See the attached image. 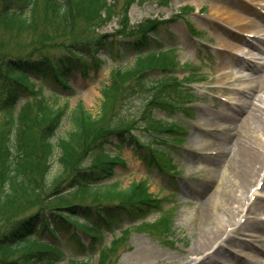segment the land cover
<instances>
[{
  "label": "trees",
  "instance_id": "16d2710c",
  "mask_svg": "<svg viewBox=\"0 0 264 264\" xmlns=\"http://www.w3.org/2000/svg\"><path fill=\"white\" fill-rule=\"evenodd\" d=\"M38 1L0 0V21L7 26L16 24L23 30H32ZM85 1L47 0L43 10L44 27L35 49L25 55L0 52V110L14 111L22 98L23 87L33 93L32 77L51 95V101L44 95L40 98L44 111L28 116V106L21 108L15 119L10 116L14 125L12 132L0 134V220L4 219L0 222V264H57L63 258V247L35 233L47 231L58 240L66 227L72 228L66 234L73 249L85 256L69 264H93L89 261L95 255L99 257L97 264H109L107 256L114 253L125 235L122 232L105 247L106 233H111L126 217L135 224L155 209L161 210L154 194L149 193L146 181H134L125 188L119 180H114L115 167L123 163L120 155L111 153L113 147L131 145L147 165L171 171V155L162 154L158 146L145 144L136 134L139 118L133 121L117 118L120 109L132 100H142L141 119L149 112L153 117L159 110L174 116L191 103V93L185 91L178 76L184 64L174 57L168 58L171 48H158L160 28L171 25L172 21L147 19L137 28L130 27L118 35L102 34L89 41L77 39L64 46L67 52L61 57H53L46 47L51 39L59 40L48 38L44 32L46 27L67 40L74 35L81 19L101 24L103 15L110 14L113 8L108 0H95L97 13L88 6L89 9L79 7L86 5ZM115 49L120 58L128 57L127 54L132 58L112 70L109 84L100 92L102 101L97 114H92L83 104L69 112L66 105H54L61 99L53 89L54 83L68 88L71 80L66 69L78 70L86 76L91 69L101 67L102 52L117 60ZM155 72L159 73L158 79H152ZM43 79L49 80L52 86L48 87ZM64 121L69 124V130L58 136ZM144 130L154 141L162 139L172 143L179 141L176 136L183 134L175 122L157 118H151ZM160 134H166V138ZM55 136L58 138L53 141ZM54 159L59 172L51 178ZM64 196L71 197L72 201L50 205V202L58 204L56 197L62 202ZM20 206H23L20 215L8 216L10 210ZM158 226L136 225L156 229ZM81 234L88 237V242L82 241Z\"/></svg>",
  "mask_w": 264,
  "mask_h": 264
},
{
  "label": "rangeland",
  "instance_id": "374dc122",
  "mask_svg": "<svg viewBox=\"0 0 264 264\" xmlns=\"http://www.w3.org/2000/svg\"><path fill=\"white\" fill-rule=\"evenodd\" d=\"M46 1L39 0L35 7L32 30H23L16 24L7 26L3 21H0V52L25 55L35 49L38 36L44 27L42 20ZM94 1L86 0V5L79 7L85 9L90 7L99 13L95 8ZM108 1L113 8L110 14L103 15L101 24L81 19L74 35L67 40H63L58 35L53 34L52 31L49 32L51 29L46 27L49 34L45 30L44 32L48 38L59 40L51 39L46 51L53 57H61L67 52L64 46L77 39L89 41L102 34L118 35L130 27L137 28L141 22L147 19L172 21L171 25L160 28L158 48H162V50L171 48V51L167 52L168 58L174 57L185 64L184 69L178 72V76L181 79L185 78L182 80V86L186 92L191 93L190 98L192 100L183 108V111L181 110L174 116L159 110L154 113L153 117L149 112L144 115V119H141V99L132 100L120 109L117 119L133 121L139 118L141 122L138 125V130L135 131L136 134L145 144L158 146L161 148L162 154H170L172 168L171 172H166V170L163 171L158 167L147 165L140 160L131 145L124 144L120 149L113 147L111 154L120 155L121 164L123 163L115 167L116 176L114 180H119L125 188L133 181H146L149 193L154 194L161 210L155 209L148 218L139 223L134 224L127 217L123 221H119L111 233H106L103 246L109 247L115 238L121 236L122 232H124L125 237L116 246L114 253H109L106 260L109 264H232L234 254L235 256L239 254L244 257V261L235 264H264V242H262L264 231L257 238L253 233L246 232L250 229L247 223H252L248 221L243 225L245 212L240 215L237 211L230 213L232 207L236 209L239 205L230 200L233 193L230 192L231 186L225 181V163L222 162L219 167L215 165L223 156H221V151L224 143L220 139V135L224 134L219 132L223 131L219 125L222 114L224 111L236 112L234 105L237 100L243 97L242 92H249L253 87L251 83L252 72L246 68L235 66L234 62H230V60L236 58L250 63H262L259 58L264 59V36L262 35V41L255 40L256 48L250 56L242 55L241 51H232L228 47L232 43L238 44L234 41L235 38L229 34L233 33L236 36L235 33H238V30L218 21L213 9L214 7H221L223 4H230L235 0ZM243 3L248 5L246 9L235 11L248 20L259 21L257 12L264 14V10L261 8L264 3L258 4L253 0H243ZM223 26L230 29L229 33L223 30ZM244 36L253 38L254 35L248 34L246 36L244 34ZM239 50L244 52L248 48L243 47ZM114 54L117 60L112 59L107 52L101 53L100 58L104 60L101 67L91 69L86 76H83L78 70L66 69L71 75V80L67 84L68 88H62L54 83L53 89L58 91L59 96H61L59 102H53L54 105L59 107L66 105L69 112L78 104H83L92 114H97L100 111L102 101L100 92L104 86L109 84L111 71L119 64H126L132 58L129 54H127L128 57L120 58L116 54V49ZM224 61L229 63L228 66H223ZM158 75L159 73L155 72L152 79H158ZM188 77L192 80L187 81ZM235 77L239 79L235 81ZM42 81L48 87L52 86L49 80L43 79ZM30 85L33 93L23 87L22 98L14 111L8 113L6 110H0V134L12 132L14 125L9 120L10 116L15 119L22 112L20 111L21 108L28 106L26 114L33 116L36 111H44L40 100L42 95L51 101L49 90L41 87L35 77L30 80ZM252 93L264 98V92L255 90ZM151 118L175 122L183 130V134L176 136L180 142L176 140V143H172L171 141H161L162 139L154 141L149 132L144 130ZM69 127V124L64 121L60 129L58 128V136L69 130ZM237 131L229 129L225 130V134L236 136ZM159 136L166 138V134ZM169 136L170 134H167V137ZM57 138L55 136L53 141H56ZM6 140L10 139L6 138ZM167 163L170 162L167 160ZM262 170L261 177L249 189L248 199L251 201L256 196L264 198V189H261L262 183L260 182L264 176V167ZM58 172L59 167L54 159L51 178L55 177ZM244 196H241L243 200L241 203H245L244 208H246L248 203L243 199ZM55 199L58 204L50 202L51 206L72 201L71 197L66 196L62 198L63 201L60 203L58 197ZM215 204L217 205L216 208L214 207ZM21 211H23V206L15 207L9 211L8 216L20 215ZM242 216L244 217L242 218ZM215 217L224 219L227 226L231 225L233 221L241 222V230L230 234L232 237L229 239L226 233L223 234L224 239H228V243L222 250L223 254L216 258L211 256H213V248L218 246L219 241L206 252L193 253L192 250L203 236L209 234L215 227L221 231ZM250 217L253 218L250 221H264V214L259 210H255ZM3 220L1 219L0 222ZM140 223L160 226L158 229L136 227ZM64 226L66 227V225ZM67 228L63 235H58V240H55L47 231L43 234L35 233L38 237L53 241L63 247V258L57 264H69V261L85 258L73 249V244L68 240L66 234V231H71L72 228ZM229 229L232 230L231 227ZM82 241L88 242V237L82 235ZM249 241H252L254 246L259 247L260 251L255 250L253 244L249 249L241 247L243 243L247 245ZM98 258V255H95L89 263L97 264ZM203 258L205 261L200 263L199 260L202 261Z\"/></svg>",
  "mask_w": 264,
  "mask_h": 264
},
{
  "label": "bare ground",
  "instance_id": "6f19581e",
  "mask_svg": "<svg viewBox=\"0 0 264 264\" xmlns=\"http://www.w3.org/2000/svg\"><path fill=\"white\" fill-rule=\"evenodd\" d=\"M253 2L260 4L264 3V0H253ZM247 6L248 5L243 3V0H235L230 4H223L221 7H214L213 13L218 21L238 30V33H235L236 36H234L233 33L231 34L228 32L230 31L228 27L223 26V30L225 32L227 31L232 38H235L234 41L238 43H232L228 47L232 51H241L242 55L250 56L256 48L254 44L255 40L262 41V35L264 36V14L257 12V18H259V21H253L248 20L246 17L235 11L243 8L246 9ZM261 8L264 10V4ZM244 34L246 36L248 34H252L254 36L253 38H250L245 37ZM243 47H247L248 50L244 52L239 50ZM259 60L262 63H250L242 59L237 60L236 58L230 60V62H234L235 66L246 68L248 71L252 72L253 75L251 83L253 87L249 90V92H242L243 97L237 100V103L234 105L236 112L230 113L224 111L222 114L221 123L219 125L223 128V131L219 132H223L222 134H224L220 135V139L224 143L223 150L221 151V156H223L215 164L219 167L222 162L225 163V181L229 183L231 186L230 192L233 193L230 200L231 202H236L239 205L236 209L232 207L230 213L237 211L238 215H240L245 212V217L242 216V218L244 217L245 219V223L243 225H245L248 221L252 223H247L250 229L246 232L253 233V235L257 236V238L264 231V221H250L253 219L250 215L254 213L255 210H259L264 214V198L256 196V198H253L251 201L248 199V194L250 193V187L255 185L256 181H258L259 177H261V171H263L262 169L264 167V98L252 93L255 90L264 92V59L259 58ZM228 64L229 63L227 61L223 62L224 67L228 66ZM238 79L239 78L235 77L234 80L237 81ZM224 125L227 126L224 127ZM229 129L238 130L236 136H227L225 134V130L227 131ZM260 182L262 183L261 189H264V176ZM242 195H245L243 199L248 203L246 208H244L246 204L241 203ZM214 207L216 208L217 205L215 204ZM215 221L221 227V231L215 227L213 229L214 231L211 230L209 234L203 236L192 250L193 253L198 254L206 252L219 241L218 246L213 248V256H211L212 258H216L218 255L223 254L222 250L225 248L226 243H228V239L232 237L230 234L236 233L241 230L242 227L241 222L238 221H233L229 226H227V223L224 222V219L219 217H215ZM229 227H231L232 230L229 229ZM225 233L228 239H224L223 234ZM262 242H264V240H262ZM252 244L255 250L260 251V248L256 245L254 246L252 241H249L247 245L246 243H243L241 247L249 249ZM204 261V258L202 261L199 260L200 263ZM242 261H244V257L242 255L238 254L235 256L234 254L232 264Z\"/></svg>",
  "mask_w": 264,
  "mask_h": 264
}]
</instances>
